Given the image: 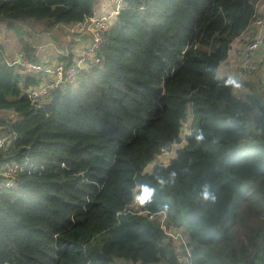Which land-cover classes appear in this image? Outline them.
Listing matches in <instances>:
<instances>
[{
    "label": "trees",
    "instance_id": "trees-1",
    "mask_svg": "<svg viewBox=\"0 0 264 264\" xmlns=\"http://www.w3.org/2000/svg\"><path fill=\"white\" fill-rule=\"evenodd\" d=\"M122 1L76 84L38 103L27 90L48 74L7 60L0 43V110L10 112L0 118V185L16 166L0 188V264H264V92L249 85L238 96L216 77L235 39L255 33L264 0ZM93 8L0 0V18L8 30L50 32ZM185 121V144L155 163ZM161 211L185 237L187 262Z\"/></svg>",
    "mask_w": 264,
    "mask_h": 264
},
{
    "label": "built area",
    "instance_id": "built-area-1",
    "mask_svg": "<svg viewBox=\"0 0 264 264\" xmlns=\"http://www.w3.org/2000/svg\"><path fill=\"white\" fill-rule=\"evenodd\" d=\"M259 3V2H257ZM93 13L84 19L82 22L73 23V28L71 31L77 34L85 33L88 35V43L86 47L80 50L73 58L72 62L69 63L64 60H58L53 67L44 69L40 65L32 63L25 57H20L12 61L27 71H44L49 76V81L40 84L37 87L28 88V96L32 103H38V99L42 95H47L51 91L66 85V84H76L78 79L79 70L89 61L94 60L97 57V51L102 42V35L108 29V27L113 23L120 10L123 8L122 0H93ZM253 27L258 28V33L249 43L245 44L237 52L239 58V69L244 73H251L257 70L255 64V54L259 49L261 43V30L264 29V7L257 9L255 19L251 24ZM232 49L230 48L229 53ZM229 57V54H228ZM228 59V58H227ZM261 84H264V75H262ZM4 138L0 137V147L4 143ZM176 144H172L169 147L161 148L160 154H165ZM16 169L15 165L6 164L4 167V176L6 177L5 182L0 185V188H8L12 186V175ZM159 226L164 232L166 238L171 239L176 243L175 254L179 260L187 262V256L189 254L188 245L186 243L185 237L182 233L173 228L171 224L167 223V215L165 212H159L155 217ZM181 246L183 248H181ZM186 254H183L182 251Z\"/></svg>",
    "mask_w": 264,
    "mask_h": 264
},
{
    "label": "crops",
    "instance_id": "crops-1",
    "mask_svg": "<svg viewBox=\"0 0 264 264\" xmlns=\"http://www.w3.org/2000/svg\"><path fill=\"white\" fill-rule=\"evenodd\" d=\"M0 29V43L6 46L5 51L7 60L13 61L20 57H26L32 63L38 64L44 69L53 67L56 61L59 59L61 60L59 55L68 56L72 54L73 59V57L80 50L84 49L88 43V35L81 33L74 36V43L72 46H66L65 48L56 47L54 41H52L50 37L52 34L62 39L69 37L68 35H64L62 33L63 31H60L59 24L52 28L50 32L28 29L22 25H16L12 30H8L6 27L5 29ZM66 31L67 28H64V32ZM71 33L75 32L71 31ZM231 53L230 51L229 57ZM227 60L223 64H225ZM222 65L219 66L218 70ZM235 79H238V77L236 76Z\"/></svg>",
    "mask_w": 264,
    "mask_h": 264
},
{
    "label": "rangeland",
    "instance_id": "rangeland-1",
    "mask_svg": "<svg viewBox=\"0 0 264 264\" xmlns=\"http://www.w3.org/2000/svg\"><path fill=\"white\" fill-rule=\"evenodd\" d=\"M7 20L5 18H0V28L5 29ZM64 28H67V31L64 32ZM71 28H73V23L67 24V23H60L59 29L60 31H63L62 33L64 35H68V38H64L65 40L72 39L73 37L77 35V33H71ZM1 30V29H0ZM59 31V30H58ZM56 31L57 33H59ZM258 33V28H255V33L251 30L246 31L242 36L235 39V41L231 44V56L228 57V60L225 64L221 66L219 70H217L216 77H228L232 83H233V91L236 95L241 96L244 91H247L249 88V85H253L254 87L258 88L259 93L264 92L263 86L264 84H261L262 75H264V29L261 30V43L259 45V49L256 51L255 56V64L257 67V70H254L251 73H244L241 69H239V58H238V51L243 47L245 44L249 43L251 40L254 39V37ZM1 37V32H0ZM60 38V37H59ZM62 39V38H61ZM54 41V40H52ZM55 42V41H54ZM54 45V44H53ZM64 46V44H62ZM73 43L71 44V46ZM4 48L6 50V46L4 45ZM238 77V79H235V77ZM10 115V112L0 110V118L4 116ZM189 133V121H185L183 124V128L181 131V141L173 146L170 147V149L167 151V153L159 155L158 160L155 161V163H163L167 164L170 160V158L174 155V152L176 149L181 148L185 144V137ZM153 166V163L150 164L147 167V170H150ZM119 264H132L129 261L120 260Z\"/></svg>",
    "mask_w": 264,
    "mask_h": 264
},
{
    "label": "clouds",
    "instance_id": "clouds-1",
    "mask_svg": "<svg viewBox=\"0 0 264 264\" xmlns=\"http://www.w3.org/2000/svg\"><path fill=\"white\" fill-rule=\"evenodd\" d=\"M205 198H207V193H205Z\"/></svg>",
    "mask_w": 264,
    "mask_h": 264
}]
</instances>
